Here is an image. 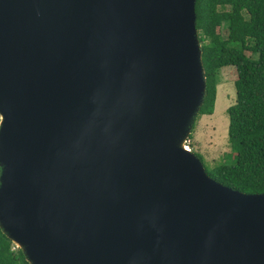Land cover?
I'll return each mask as SVG.
<instances>
[{
	"label": "water",
	"instance_id": "water-1",
	"mask_svg": "<svg viewBox=\"0 0 264 264\" xmlns=\"http://www.w3.org/2000/svg\"><path fill=\"white\" fill-rule=\"evenodd\" d=\"M196 0H0V228L29 264H264V192L185 142Z\"/></svg>",
	"mask_w": 264,
	"mask_h": 264
},
{
	"label": "trees",
	"instance_id": "trees-1",
	"mask_svg": "<svg viewBox=\"0 0 264 264\" xmlns=\"http://www.w3.org/2000/svg\"><path fill=\"white\" fill-rule=\"evenodd\" d=\"M195 15L206 77L205 96L196 118L213 113L221 68L233 65L237 72L235 101L227 108V134L233 151L230 162L211 169L203 165L207 174L223 185L244 193H263L264 0H196ZM0 264H29L1 228Z\"/></svg>",
	"mask_w": 264,
	"mask_h": 264
},
{
	"label": "rangeland",
	"instance_id": "rangeland-1",
	"mask_svg": "<svg viewBox=\"0 0 264 264\" xmlns=\"http://www.w3.org/2000/svg\"><path fill=\"white\" fill-rule=\"evenodd\" d=\"M237 76L233 65L220 70V83L217 86L216 100L212 114H200L194 119L186 143L195 154L202 157L207 169L220 162H230L232 148L228 141L227 108L235 101L234 80ZM1 118V115H0Z\"/></svg>",
	"mask_w": 264,
	"mask_h": 264
},
{
	"label": "bare ground",
	"instance_id": "bare-ground-1",
	"mask_svg": "<svg viewBox=\"0 0 264 264\" xmlns=\"http://www.w3.org/2000/svg\"><path fill=\"white\" fill-rule=\"evenodd\" d=\"M181 145L185 150L189 151V147H187L186 141L182 142Z\"/></svg>",
	"mask_w": 264,
	"mask_h": 264
}]
</instances>
